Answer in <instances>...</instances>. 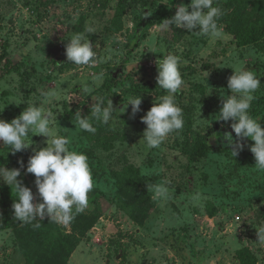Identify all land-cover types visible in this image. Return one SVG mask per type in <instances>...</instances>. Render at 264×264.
<instances>
[{
	"label": "rangeland",
	"instance_id": "374dc122",
	"mask_svg": "<svg viewBox=\"0 0 264 264\" xmlns=\"http://www.w3.org/2000/svg\"><path fill=\"white\" fill-rule=\"evenodd\" d=\"M190 2L0 0V119L10 122L33 103L56 112L55 130L68 138L70 150L87 155L92 170L88 208L75 215L74 223H57L63 235L78 239L66 264H238L235 251L241 247L250 248L258 264H264V245L256 241V226L264 222V170L255 166L245 144L254 142L245 138L243 150L233 158L222 135L213 139L211 134L214 148L205 155L190 161L184 153L201 134L228 131L235 138L231 121L214 119L223 97L231 94L227 79L235 68L254 70L260 77L249 113L264 126V38L239 46L234 34L264 19V0H214L223 13L219 39L174 26L158 29L157 23L175 14L177 4ZM89 24L94 33L85 32ZM138 27L148 36L126 58L124 43ZM77 32L94 44L100 61L95 66L65 62L68 38ZM169 53L181 58L184 84L176 102L184 127L159 148L147 149L141 140L146 125L140 118L156 96L167 94L158 88L156 77L157 61ZM61 62L68 66L60 67ZM7 63L18 66L19 73L6 71ZM101 72L104 81L96 87L93 76ZM81 85H88L90 93H80ZM45 91H55L57 97L49 102L42 97ZM138 95L141 111L133 118L131 105H124L129 96ZM96 97L105 103L111 99L116 113L107 125L92 120L93 134L75 127L73 116ZM29 139L34 143L15 154L0 142V165L20 169L17 179L35 195V176L27 173V163L32 148L46 147L48 138L30 133ZM127 166L135 167L148 185L169 187L170 199H154L148 187L151 204L135 199L136 218L141 210L149 212L143 223L131 219L114 200V173ZM197 193L198 202L192 199ZM14 199L15 188L0 182V264H37L38 249L29 248L28 257L35 259L30 262L16 238L22 222L14 218ZM43 249L46 254L47 247Z\"/></svg>",
	"mask_w": 264,
	"mask_h": 264
},
{
	"label": "clouds",
	"instance_id": "9594fccd",
	"mask_svg": "<svg viewBox=\"0 0 264 264\" xmlns=\"http://www.w3.org/2000/svg\"><path fill=\"white\" fill-rule=\"evenodd\" d=\"M213 5L214 0H191L187 5L177 4L175 14L170 19L157 23L158 29H184L188 33L219 39L223 35V26L219 24L223 13L221 8ZM95 31L91 24L85 28V32L89 34ZM68 40L65 55L69 63L92 67L100 62L94 44L84 33H74ZM180 67L181 58L172 53L157 61L158 88L167 94L156 96L150 110L140 118L146 125L141 140L147 149L159 148L170 134H178L184 127L183 110L176 102V94L184 84ZM233 70V74L227 79L231 94L223 97L219 113L214 119L231 121L230 127L235 138L231 132L225 131L222 141L230 149L232 157H236L243 150L245 145L242 141L245 138L250 139L254 143L248 147L253 154L255 166L264 170V126L249 113L255 99L254 93L260 88L261 80L254 70L245 67ZM93 81L99 87L104 81V72L95 74ZM90 91L88 85L80 86V93L88 94ZM42 97L51 102V98L57 97V93L45 91L42 92ZM141 103L140 95L129 96L124 108L131 105V115L134 118L141 111ZM115 113L111 99L108 98L105 103L102 97H96L90 107V114L82 115L78 109L73 116V123L80 130L94 134L96 128L92 120L107 125L114 120ZM56 121V112L34 103L25 107L10 122L0 119V142L3 146H8L13 154L28 149L34 143L29 139L30 133L48 138L46 147L32 148L33 155L27 163V173L35 176L37 194L34 195L29 187L17 179L21 176L20 169H8L0 165V182L15 188L16 199L12 204L14 218L25 224H32L34 228H39V222L45 218L58 224L71 222L76 214L88 208V194L93 189L92 170L87 155L69 149L68 138L59 135L53 126ZM219 136V133H213L212 138ZM147 187L153 193L154 199L171 198L167 183L149 184ZM192 199L198 202L201 194H195ZM112 210L115 211V208ZM256 229V241L264 245V222L256 226Z\"/></svg>",
	"mask_w": 264,
	"mask_h": 264
},
{
	"label": "trees",
	"instance_id": "16d2710c",
	"mask_svg": "<svg viewBox=\"0 0 264 264\" xmlns=\"http://www.w3.org/2000/svg\"><path fill=\"white\" fill-rule=\"evenodd\" d=\"M138 28L139 29L134 30L132 35L130 34L126 38L123 49L126 58H129L135 48L140 46L142 41L148 36L146 29L144 30L141 27ZM234 34L236 35V44L239 46L259 43L264 38V19L256 25H247ZM126 58L125 62H127ZM64 63L61 62L59 66L64 67L66 64ZM69 64L73 65L72 63ZM66 66L68 65L66 64ZM5 69L6 71L19 73V67L15 65L7 63L5 65ZM90 107V105L84 106L81 109V114L88 115L90 113ZM213 133L216 132L201 134L195 138L193 144H188L187 147H185L184 153L190 161H196V159L205 155L210 149L214 148V145L209 142V136ZM219 134L220 136L222 135L221 132H219ZM220 136L218 138H220ZM245 144L251 145L253 143L245 142ZM114 174L116 184L118 186V193L114 197L116 204L131 219L138 220L143 223L145 219H147L149 212L147 213L146 211L143 212L141 210L142 216L136 218L137 215L135 211L138 207H135V199L138 201H144V203L148 204L152 203L147 190L148 182L133 166L124 167L122 170L117 171ZM74 220L75 219H73L70 223H74ZM39 223L40 227L35 229L32 228V224L25 223H21V225L16 228V238L23 253H27V259L30 262H35L34 257H28L29 248L35 247L38 249L35 257H39V259H36L37 264H66L77 245L78 239L70 235H63L60 232L57 223L49 221L48 219H44ZM19 230H22V235L19 234ZM35 242L37 243L36 245H34ZM44 246H46L48 250L46 254H43ZM235 256L238 264H258L256 255L248 247L238 248L235 251Z\"/></svg>",
	"mask_w": 264,
	"mask_h": 264
}]
</instances>
